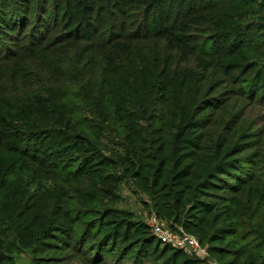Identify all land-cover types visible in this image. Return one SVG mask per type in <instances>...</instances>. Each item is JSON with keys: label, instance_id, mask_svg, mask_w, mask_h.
Masks as SVG:
<instances>
[{"label": "trees", "instance_id": "16d2710c", "mask_svg": "<svg viewBox=\"0 0 264 264\" xmlns=\"http://www.w3.org/2000/svg\"><path fill=\"white\" fill-rule=\"evenodd\" d=\"M22 254L264 264V0H0V264Z\"/></svg>", "mask_w": 264, "mask_h": 264}, {"label": "built area", "instance_id": "2783aa9c", "mask_svg": "<svg viewBox=\"0 0 264 264\" xmlns=\"http://www.w3.org/2000/svg\"><path fill=\"white\" fill-rule=\"evenodd\" d=\"M147 224L151 234L163 244H169L174 248L183 250L187 255H195L206 259L208 252L194 235L185 232L181 227L170 228L164 220H161L153 210L147 214Z\"/></svg>", "mask_w": 264, "mask_h": 264}, {"label": "rangeland", "instance_id": "374dc122", "mask_svg": "<svg viewBox=\"0 0 264 264\" xmlns=\"http://www.w3.org/2000/svg\"><path fill=\"white\" fill-rule=\"evenodd\" d=\"M122 195L124 196V200L121 203L122 206L133 209L136 212H139L140 215L144 216L143 206L140 203L138 196L132 192L131 184L123 186ZM20 262H21V264H30L29 259H28V255L22 254L20 257Z\"/></svg>", "mask_w": 264, "mask_h": 264}]
</instances>
